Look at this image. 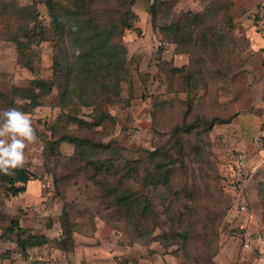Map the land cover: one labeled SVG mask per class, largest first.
Masks as SVG:
<instances>
[{"label": "rangeland", "instance_id": "rangeland-1", "mask_svg": "<svg viewBox=\"0 0 264 264\" xmlns=\"http://www.w3.org/2000/svg\"><path fill=\"white\" fill-rule=\"evenodd\" d=\"M154 1L134 5V28L124 37L130 72L122 81V96L130 102L108 104L106 124L81 129L68 119L71 110L57 104V88L26 113L38 136L26 149V165L37 178L18 195L0 180V264H187L192 259L182 249L171 252L178 244L169 250L152 239L162 229L169 232L172 200L186 222L194 224L190 251L205 253L207 264H256L264 254V0H226L228 13L219 19L229 40L206 52H180L154 28ZM167 1L174 4L171 16L177 19L211 0ZM30 5L39 13V22L32 24L36 39L20 29L17 14L18 7ZM160 39L168 43L159 44ZM54 40L45 0H0V111L28 93L34 79L53 77ZM183 64L188 67L174 69ZM62 111L66 115L59 131L94 142L116 139L130 159L147 157L157 148L184 158L174 176L181 195L166 186L126 180L124 185L141 197L149 196L156 211L139 212L131 221L125 207L104 201L93 168L75 153L73 143L47 145ZM91 111L83 107L78 113L90 120ZM200 116L217 121L205 130H183L184 146L176 148V127L194 125ZM243 153L246 157L239 158ZM65 214L73 228L67 243ZM16 218L33 232L46 233L48 242L23 253L14 233L6 231Z\"/></svg>", "mask_w": 264, "mask_h": 264}, {"label": "trees", "instance_id": "trees-1", "mask_svg": "<svg viewBox=\"0 0 264 264\" xmlns=\"http://www.w3.org/2000/svg\"><path fill=\"white\" fill-rule=\"evenodd\" d=\"M136 2L137 0H45L55 38L53 77L34 79L28 93L21 97L25 101L22 110L32 113L39 104V99L57 88V104L62 109L69 108L72 112L67 115L68 119L75 121L81 129H94L106 124L111 116L108 104L123 100L129 103L130 97L125 99L122 96V81L128 79L130 72L126 66L127 47L124 37L127 29L134 28L137 18L134 10ZM173 6L171 1L155 0L151 4L150 13L153 27H159L166 38L176 43L180 52L217 50L229 40L225 24L222 25L223 20L219 19L220 15H227L230 6L228 1L211 0L202 10H189L177 19L171 16ZM17 14L22 21L20 29L24 28L26 36L36 39L32 28L33 23L39 22L36 7H18ZM227 22L232 23L231 16H227ZM15 35V41L21 43ZM186 67L188 64L175 66L174 69L183 70ZM189 75L190 72L188 80L192 82ZM83 107L92 108L90 120L78 113ZM65 115L66 111H62L58 120L51 125L53 138L46 140L47 145L52 147L63 141L73 143L75 153L93 168L92 178L103 189L104 201L125 207L131 221L139 212L142 215H150L156 211L149 196L141 197L137 191L124 185L126 180H140L149 187L166 186L175 190L177 196L181 195V189L177 188L174 176L178 163L183 164L184 158L174 157L169 151L157 148L149 150L147 157L130 159L122 152L123 147L116 139L94 142L86 136L59 131L60 121ZM230 119L231 117L218 120ZM197 121L194 125L187 122L184 126L176 127V148L184 146L180 137L183 130L192 132L193 127L205 130L217 121V117L205 119L200 116ZM199 138H202L201 133ZM33 178L37 176L26 164L17 169L13 176L0 173V180L13 195L25 192ZM183 190L191 192V189L186 187ZM171 203L175 213L173 208L167 205V212L172 217L169 232L162 229V232L153 235L152 239L157 240L166 249L178 244L171 252L178 253L182 249L186 256L192 259L187 264H207L208 256L205 253L195 254L189 248L195 234L194 224L186 222L185 214L177 210L174 200ZM66 215H63L66 235L64 243L71 238L73 229L68 224L69 216ZM6 231L14 233L13 240L23 253L29 248L42 246L49 240L46 233L33 232L23 226L17 218L11 221Z\"/></svg>", "mask_w": 264, "mask_h": 264}, {"label": "clouds", "instance_id": "clouds-1", "mask_svg": "<svg viewBox=\"0 0 264 264\" xmlns=\"http://www.w3.org/2000/svg\"><path fill=\"white\" fill-rule=\"evenodd\" d=\"M24 103L16 97L14 106L0 111V173L8 176L25 166L26 149L38 140L32 120L22 110ZM256 264H264V254Z\"/></svg>", "mask_w": 264, "mask_h": 264}, {"label": "built area", "instance_id": "built-area-1", "mask_svg": "<svg viewBox=\"0 0 264 264\" xmlns=\"http://www.w3.org/2000/svg\"><path fill=\"white\" fill-rule=\"evenodd\" d=\"M158 43H159V44H166V43H168V42L165 41V40L160 39V40L158 41ZM244 157H246V154H245V153H243V154H241V155L239 156V158H241V159H243Z\"/></svg>", "mask_w": 264, "mask_h": 264}]
</instances>
